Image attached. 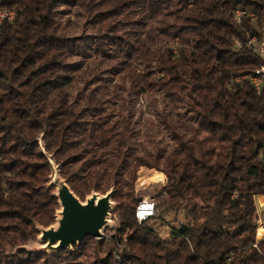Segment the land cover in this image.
<instances>
[{
	"label": "trees",
	"instance_id": "trees-1",
	"mask_svg": "<svg viewBox=\"0 0 264 264\" xmlns=\"http://www.w3.org/2000/svg\"><path fill=\"white\" fill-rule=\"evenodd\" d=\"M80 2L0 0V8L14 10L0 22V264H264V237H256L264 210L255 204L264 195V85L256 91L241 77L261 64L247 36L258 34L264 0H185L176 47L144 44L141 70L122 61L137 92L187 91L191 99V124H168L169 149L137 160L165 174L154 195L160 211L142 221L134 215L136 169L124 141L100 107L90 99L75 104L67 90L76 66L58 6ZM236 8L244 11L239 20ZM118 43L124 56L136 50ZM47 153L80 199L113 187L117 223L96 241L98 251L105 245L102 254L82 259L88 236L49 253L24 247L58 208Z\"/></svg>",
	"mask_w": 264,
	"mask_h": 264
},
{
	"label": "rangeland",
	"instance_id": "rangeland-1",
	"mask_svg": "<svg viewBox=\"0 0 264 264\" xmlns=\"http://www.w3.org/2000/svg\"><path fill=\"white\" fill-rule=\"evenodd\" d=\"M82 1L83 5L80 2L58 6L60 26L73 39L68 59L75 64L76 69L70 72L72 79L67 88L69 97L77 105L88 104L90 99L91 104L97 105L107 114L115 136L124 141L136 169L132 192L137 198L151 199L154 202L152 215L156 216L160 210L156 209L157 199L154 195L165 182V174L155 166L139 165L137 160L140 157L151 158L157 148L169 149L172 139L168 124L175 126L181 121L191 124V111L188 110L191 99L187 91L168 95L162 89L154 88L137 92L122 61L129 60L137 70H141L144 44L150 49L160 48L166 43L176 47L179 41L174 35H184V22L179 17H182L181 3L185 0ZM242 12L239 8L235 9L238 20ZM246 13L249 16L253 14L254 18L251 19L256 18L253 11ZM103 15L104 18L100 19ZM13 17L12 8H0V22ZM118 40L122 41L123 47L126 48L128 42L136 50L124 56L119 52ZM106 153L110 157L112 149L107 148ZM255 204L258 211L264 208V205H259L258 199ZM176 216L181 219L183 214L179 212ZM165 218L172 219V213H166ZM109 219L114 222V227L104 229V238L115 231L117 220L113 211ZM258 222V227H264V213H261ZM153 223L161 234L168 231L164 221L155 219ZM99 238L88 236L85 239L86 248L82 259L89 260L96 252H104V244L99 251L96 246ZM32 242L39 243L35 239L26 245Z\"/></svg>",
	"mask_w": 264,
	"mask_h": 264
},
{
	"label": "water",
	"instance_id": "water-1",
	"mask_svg": "<svg viewBox=\"0 0 264 264\" xmlns=\"http://www.w3.org/2000/svg\"><path fill=\"white\" fill-rule=\"evenodd\" d=\"M46 156L50 163L48 185L55 188L53 194L59 208L55 211V223L47 226L36 224V240L39 243L32 242L24 247L35 252L49 253L61 248L70 249L86 236L102 237L105 228L114 227V222L109 219L116 205L111 198L113 187L103 193L91 191L84 199H80L69 187L66 179L60 176L53 154L47 153Z\"/></svg>",
	"mask_w": 264,
	"mask_h": 264
},
{
	"label": "built area",
	"instance_id": "built-area-1",
	"mask_svg": "<svg viewBox=\"0 0 264 264\" xmlns=\"http://www.w3.org/2000/svg\"><path fill=\"white\" fill-rule=\"evenodd\" d=\"M250 16L252 17L253 14H251ZM258 30L264 31V17H263V28H258ZM253 37H254V34L248 35L247 36V42L255 48V46L253 45ZM255 50L257 51V53L261 57L260 70H264V43H263L262 48H255ZM241 77H247L251 81V83L253 84L256 91H259L261 89V87L264 85V78H254V72L242 75ZM262 162L264 164V155L262 156ZM261 205H264V202H262ZM153 208H154V202L151 199L143 198V199L138 200V202L135 206V210H134V215H135L137 221H142L143 219L152 215L153 214ZM262 210H260V211H262Z\"/></svg>",
	"mask_w": 264,
	"mask_h": 264
},
{
	"label": "bare ground",
	"instance_id": "bare-ground-1",
	"mask_svg": "<svg viewBox=\"0 0 264 264\" xmlns=\"http://www.w3.org/2000/svg\"><path fill=\"white\" fill-rule=\"evenodd\" d=\"M251 18H254V16H252ZM259 28H263V19L261 21ZM263 43H264V31L258 30V34H254V37H253V45L254 46L256 45L257 48H262ZM260 66H261V64L253 71L254 72V78H264V70H260ZM157 177H158V175H157ZM260 200H262V199H260ZM257 235L260 237L264 236V227H262V226L258 227Z\"/></svg>",
	"mask_w": 264,
	"mask_h": 264
},
{
	"label": "crops",
	"instance_id": "crops-1",
	"mask_svg": "<svg viewBox=\"0 0 264 264\" xmlns=\"http://www.w3.org/2000/svg\"><path fill=\"white\" fill-rule=\"evenodd\" d=\"M257 199H258V202L260 203L259 205H261V202H264V195L263 194L256 195L255 200H257ZM260 199H262V200H260ZM263 210H264V208H263Z\"/></svg>",
	"mask_w": 264,
	"mask_h": 264
}]
</instances>
